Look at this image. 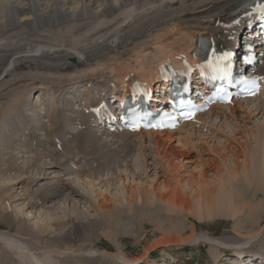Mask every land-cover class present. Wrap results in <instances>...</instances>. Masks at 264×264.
<instances>
[{"label": "bare ground", "instance_id": "1", "mask_svg": "<svg viewBox=\"0 0 264 264\" xmlns=\"http://www.w3.org/2000/svg\"><path fill=\"white\" fill-rule=\"evenodd\" d=\"M101 1L103 6L99 8L96 7L97 0H0V32L4 33L3 36L0 35V87L13 86L14 81H5V79L12 77L14 73L22 74L23 71L31 73L34 70L35 73L31 79L35 83L32 86L43 85L49 80L51 85L67 83L73 86L83 83V81L90 84L94 79L98 77L100 79L102 76L93 72L96 68L92 70V74L84 73L83 69L99 63L102 65L101 70L111 69L112 66L106 59L108 54L112 53L113 57L119 61L122 54L119 55L116 52L120 49V45L124 44L127 47L140 41L149 31L156 30L157 34L152 39L153 43L160 47L159 51L163 58L159 61H155L156 59L153 58L154 61L145 64L148 65L146 69L144 68L146 66H141L140 63H137L138 61H136L137 65L132 68L120 64L115 71L117 73L115 81L118 82L117 86L124 91L125 96L128 95V89L135 81L145 87H150L153 83L158 82V85L164 89V84L160 82L162 77L170 78V74L181 71L186 62L196 61L197 58L192 55V52L198 37H207L220 47L223 46L221 37L226 41L227 50H231L237 45L238 32L242 27H245L247 31L249 22H255L256 17L250 12L243 18L242 15H238V17L231 15L236 6L247 0H136L138 3L133 8L137 9L136 12L123 13L121 18L110 20L120 8L132 5L134 1ZM80 21H87V23L84 24ZM72 22L80 23L73 26ZM91 22L93 25L88 28ZM192 23L194 25H191ZM224 23L230 25V28L220 27V29L213 30L200 27L202 24L220 26ZM61 24H65L62 35L57 29V26ZM19 25H23L22 30H17ZM47 26L56 29V34L51 35V32H44L43 27ZM177 36L182 45H180ZM174 37H177V42L166 43L173 40ZM250 37L252 36L250 35ZM251 41L246 40L243 44H250ZM135 53L137 54V52ZM144 58L146 59V57ZM166 63L169 67L162 68L161 66ZM132 64L134 65V63ZM261 64V66H257L255 74L260 76L264 83V62ZM11 66L12 68H10ZM193 70H196L195 67ZM40 71L46 73L56 71L60 73L63 80L47 79ZM138 71L143 73L137 74ZM130 72L133 73L130 74ZM65 90L61 89L54 96L48 98L47 104L51 110L46 114L40 112L41 105L44 103L40 96L32 102V105H36L37 109L33 116L25 113L22 109L27 104L26 100L22 99L19 102L21 103L20 107L12 108L14 110L12 115L6 119H3L5 117L3 116L4 121L0 118V143L3 146L10 147L14 140H20V143H14V148L22 149L21 147H24L27 149L29 146L31 148L28 149H33L36 153L35 161L27 160L28 164L25 167L17 165V158L14 155L9 156L7 160H0V168L2 163L3 166H6L5 171L0 170V176L4 177L8 172L14 171L20 178L17 177L19 181L12 180V184L14 186L21 185L16 187L19 188L18 190H15L16 188L11 185L5 191H0V220L8 225H11L9 222L21 225V221L16 216L17 209H29L30 212L36 213L38 208H46V204L52 203L66 192L68 194L65 202L71 200L69 196L82 198L83 202L89 204L88 209L95 210L97 214L93 218H84L75 212V207H72V212L66 217V220L58 215L53 206L51 215L54 216L49 217V214H46L45 219L43 218L44 221L39 222L41 227L37 225V222L32 223V227L28 225L27 228L22 224L23 227H18L20 230H17L22 235L15 233L13 235L0 229V255L5 260H13L12 264H64L63 260L59 261V258H62L64 251L69 248L63 251L62 247L53 246L51 248L52 246L45 245V242L43 246L34 250L27 244L28 238L38 239L35 234L44 232L40 235L45 237H47L46 234L54 235L48 239V241L51 239L50 243L53 239L54 242L59 240V242L68 244L76 238L81 242L83 239H91L96 236V230L110 229L111 227L122 228L125 223L143 221L147 214L153 211L157 216L159 210L165 211L173 219L174 216L182 214L192 215L198 220L222 216L237 223L241 221V218H246L251 224L257 225L255 231L253 228V232L247 235L249 237L247 239H254L256 236L262 235L263 228L261 227L264 226V223L259 225L258 223L263 220L262 216L264 215V171L262 170L264 121L257 123L256 129L246 125L252 124L251 121L255 114L262 113L264 115V103L261 99L264 98V95L259 94L251 100H234L229 106L223 108L227 109L226 112L217 110L220 109V106H213L208 112H204L194 119L198 122L204 120L202 121L204 123H199L200 125L191 122L180 125L175 131H141L137 134L122 132L119 134L124 133L134 138L139 136L142 142H137V144L143 151L146 149H144V143L147 138L148 142L153 145L151 154H154L152 163H147L151 156L144 154L142 172L139 171L140 168L137 171L135 166L131 169V166L126 169L128 175L120 176L126 203L124 212L122 200L106 195L103 190L96 187L94 180L85 181L88 188L95 193L96 198L93 203L89 201L88 191L83 188L84 186L80 187L81 192L69 184H66L64 188L58 187L56 184H43L40 185L41 187L35 188L34 192L30 190L33 183L43 180L46 177L44 175H48L53 168L59 167L61 170L62 167L63 172L69 169L68 171H72L69 174L75 173L79 179H84V177L89 178L87 173L103 175V172L113 171L115 164L119 165L122 162L117 156L113 157L112 154H109L110 150L106 154V150L98 146L96 141L94 142L95 135L98 140L106 132L103 130V134L99 136L100 131L94 130V128L92 130L89 119L82 114L81 110L72 108V102L76 103V99L80 96L77 86L72 96H68L63 101L56 98V96H62ZM104 91L102 87L98 90L100 93L99 102L105 100L101 94ZM114 91L115 88L112 89V93H115ZM79 106H83L82 103ZM105 107L107 108L108 105L106 104ZM252 107H254L252 111L247 109ZM60 109H67V111L63 113ZM209 117H213V120L219 122L224 120L225 125L231 123L228 120L234 122L231 126L232 131L224 134L223 141H220L221 137L214 139L210 135L209 137L203 136V129L211 123L208 120L205 121ZM45 118L50 120V126L49 123L46 124L42 121ZM219 128L222 132L224 131L222 125H219ZM181 132L185 134L184 137L177 136ZM21 136H24L25 139L23 140ZM195 139L197 140L195 141ZM249 140L255 142L253 147ZM175 142L179 146L174 145ZM130 145L132 148L136 146L132 141ZM75 155L80 157L77 159ZM148 155L150 154L148 153ZM89 157H92L91 161L96 162V168H94L95 164L90 163ZM125 161L124 158L123 162ZM76 162H82L79 171L76 170ZM30 170L31 172L34 170L33 175L37 178L27 177L28 173L31 175ZM104 183L106 185L103 184V186L107 187L114 184L112 179ZM23 184L25 186H22ZM9 214L11 219H8ZM33 215L38 219L40 214ZM151 216L154 218L153 215ZM67 224H72V227ZM55 227L65 228L67 232L60 235L52 234L57 229ZM42 228H44L43 231ZM47 228L51 230L49 233L46 231ZM24 229L26 231H22ZM161 229V227L157 228L163 235L154 239L148 248L149 251L183 245L194 247L203 244L209 246V249L219 247V245L223 246L220 240L203 234L181 239L178 235L172 232L166 234ZM241 245L242 243L235 245L236 253L232 256L231 264H259L258 261L261 263L264 261L263 253L256 257L243 255L244 248ZM227 246L229 247V244ZM5 253L8 255L11 253L12 256L7 258ZM101 255L105 258L116 259L121 264H141L145 257L142 255L140 259H130L122 253L113 254L106 251H102ZM171 259L173 262L176 260ZM76 263L79 264L77 261Z\"/></svg>", "mask_w": 264, "mask_h": 264}, {"label": "rangeland", "instance_id": "2", "mask_svg": "<svg viewBox=\"0 0 264 264\" xmlns=\"http://www.w3.org/2000/svg\"><path fill=\"white\" fill-rule=\"evenodd\" d=\"M133 1H134V3L132 5H128L125 8H120V10H118L116 13L113 14V16L110 18V20L111 19H117L120 16L122 17L123 13H127L130 11L133 13L136 12L137 9H133V8H135V5L138 2H136V0H133ZM102 3H103L102 1L100 2V0H97V4H96L97 6L96 7L101 8L103 6ZM80 22L83 23L84 21H80ZM80 22H76L75 24H74V22H72V23H73V26H75L76 24H79ZM85 22L87 23V21H85ZM85 22H84V24H85ZM98 22H100V21H98ZM64 25L65 24H61V25L57 26L58 28L56 27L58 30H60V31H58L60 33V35L64 34V29H65ZM92 25H93V22H91V24H89L88 28H90ZM191 25H194V24L192 23ZM200 27L201 28H206V27L212 28L213 30L220 29V26H213L212 24H209V25L208 24L207 25L202 24V25H200ZM222 27L229 29L230 25L227 24V25H224ZM18 28L19 29H17V30H22L23 25H19ZM43 29H44V32H46V33L51 32V35L56 34L55 33L56 29L54 30L53 27L50 28L47 26L45 28L43 27ZM52 31H54V32H52ZM0 33H2V34H0L1 36L4 35L3 31H1ZM155 34H157L156 30L155 31H149L145 35V37L142 38L140 41L134 42V43L128 45L127 47L124 44L120 45V49L116 53H118L119 55L122 54L123 56L125 55L124 57L126 59L121 55L120 60L118 61L117 59H115V57H113L112 53L108 54L106 59L108 60V64H110L112 66L111 69L109 68V69H106L105 71L101 70L102 65L100 63L96 64L95 66L92 65V67L83 69L84 73H86V74H92L93 72H96V73L101 74V76H102L100 79H99V77L94 79L93 82L90 84H88L86 81H83V83L82 82L80 84L77 83V85H73V86L70 84H67V83H63L61 85H51L49 82L50 80H49L48 81L49 83L47 82V83H44L43 85L37 84V85L32 86L35 83V81L31 79V76H33V74L35 73V70L32 71L31 73H27L26 71H23L22 74H19L18 72L14 73L12 75V77L5 79V81H14L12 83L13 86H10L8 88L6 85H5V87L4 86L0 87V118L2 119V117L5 116V117H3V119L4 118L6 119L10 115H12L14 113V110H12V108L20 107L21 103H19V102L22 99L23 100L25 99L26 103H27L26 106L22 109L25 111V113L33 116L37 109L35 107L36 105L35 106L32 105V102H34L40 96H42V98L44 100L43 105H41L42 109H40V112L43 114H46L51 110V108H49V104H47V100L49 97L54 96V94L58 93V91H61V89L62 90L66 89L62 96H59V97L56 96V98L59 101H63L68 96H72L74 94L75 88L77 86V89L79 90L78 95H80V96L76 99V103L72 102V108L79 110V111L81 110L82 114H84L89 119V124L93 125L94 120L90 116L88 108L90 105H92V103H95L98 101V97L100 96V93L98 92V90H100L101 87L104 88V90H105L104 92L101 93L104 96L105 95L107 96V94L110 91H112L113 88H115V92L119 91V88L117 86L118 82L115 81L116 74H117L115 71L118 69L120 64H122V65L125 64L128 67L132 68V67L136 66L137 63H140L141 66L142 65L146 66V67H144L146 69L148 67V65H145V64H149V62L154 61V59H156L155 61H157V60L159 61L163 58L160 51H159L160 47L157 44L153 43L152 38L155 37ZM178 36L180 37L181 35H178ZM201 36H203V35H201ZM177 37H174L173 40H170L166 43H170V42L174 43L175 41L177 42L180 39L178 37V40H177ZM240 41H241V39H240ZM145 42H147V43H145ZM179 42H180V45H182L180 40H179ZM156 45H157L158 49H156L157 48ZM139 46H141V47H139ZM136 48H138V49H136ZM135 52H137V54ZM155 52H157V53H155ZM135 55H136V57H135ZM144 57H146V59L147 58L148 59L146 60ZM125 60H126V63H125ZM136 61H138V62L136 63ZM142 62H144V64H142ZM128 63H129V65H128ZM132 63H134V65ZM12 66L10 68H12ZM97 66H98V68H97ZM94 68H96V70H94ZM92 70H94V71L92 72ZM24 72H26V73H24ZM140 72L143 73L142 71H138L137 74ZM40 73H43L47 79L52 78L56 81H62L63 80V78L60 77V75H59L60 73H57L56 71H49L48 73L40 71ZM132 73L133 72H130V74H132ZM25 74H29V75L23 76ZM114 74H115V76H112ZM50 76H53V77H50ZM104 81H106V82L104 83ZM114 83H115V85H114ZM50 85H51V87H50ZM30 86H32V87H30ZM60 87H63V88H60ZM70 87H72V88H70ZM261 99L264 103V98H261ZM80 103H82L83 106H79ZM249 106H251V105H249ZM247 109L252 111L254 109V107L247 108ZM217 110H222V112L227 111V109H222V108L217 109ZM61 111L64 113L65 111H67V109L66 110L64 109ZM1 119H0V121H1ZM3 119H2V121H4ZM207 120L210 121L211 123L209 122L210 123L209 126L207 125L206 128L203 129L202 134H204L203 135L204 137H206V136L209 137V135L212 136V138H214V139L221 137L220 141H223L224 140V134L232 131L231 126L233 125L234 122H232L231 120H228L231 123H227L226 125L224 123V120L223 121L221 120L220 122L215 121V120H213V117L212 118L209 117V119L207 118L205 121H207ZM42 121L46 124L49 123V126H50V122H49L50 120L48 118H45ZM202 121H204V120H201L200 121L201 123L198 122L196 124L200 125V124L204 123ZM262 121H264V115H262V113H260L259 115L255 114V116L252 118V121H251L252 124L250 126L249 125H246V126L253 128V129H256L255 125L257 123H261ZM219 125H222V127L224 128L223 132L219 128ZM40 129H41V127H40ZM98 130L100 131V128ZM98 134L100 136V134H103V133L100 131ZM177 136L178 137H184L185 134L183 132H181ZM203 136H201V137H203ZM14 137H16V135H14ZM21 138L23 140L25 139L24 136H21ZM94 139H95L94 142L96 141L98 146H100L104 150H106V154H107L108 150H110L109 154H112L113 157L115 155L120 160H122V162L119 165L115 164L113 171L103 172L102 173L103 175H100V174L92 175L90 173H87L89 178H86L81 174V176L84 177V179H79L77 176H75L76 175L75 173H73L74 175L69 174L72 172V171H68L69 169L65 170L64 172H66V173H64L63 169L61 167V170L63 172L62 173L61 170H59V167H57V168L51 169L49 171L50 173L48 172L49 173L48 175H44L46 177H44L43 180L37 181V183H33V186L30 190L34 192L35 188L37 189V187H39L40 185H43V184L44 185L56 184L58 187H61V188L62 187L64 188L66 184H69L70 186H74L77 190H79V192H81L80 187L84 186L83 188L86 189V191H88L87 196H88L89 201L91 203H93V202H95V198H96L95 193H94V191H92L88 188V185L86 184L85 181L86 180L87 181L94 180L96 183V187H98L101 191L103 190L106 195H109V196L111 195L114 198H118V199L122 200L123 208H124V212H125L126 203L124 202V192L122 189L123 182H122V180H120V176L121 175H124V176L128 175V171L126 169H128L127 167H131V166H132L131 169H133L135 166V169H137V171L140 168L139 171L142 172L143 162H144V159H143L144 154L146 156H151V158L147 161V163H152L151 161L154 160V154L153 153L151 154V152H153V149H152L153 145H151L148 142V139L146 138L145 143H144V149L145 148L146 149L144 150L145 151L144 152L143 149L140 147V145L137 144V142H142L139 136H137V138H134V137H129V136L125 135L124 133L122 135H119V134H108V135H106V134H104L98 140H97V136L95 135ZM196 140L197 139H195V141ZM131 141L135 143V145H136L135 148H132V145H130ZM215 141H217V140H215ZM18 142L20 143V140H18V141L14 140V143L18 144ZM14 143L10 147H8L6 145L3 146L0 143V151H1L0 160H7V158L9 156L14 155V157L17 158V163H18L17 165L19 167L27 166V164H28L27 160H31V161L33 160V162L35 161L36 153L34 152L33 149H28L31 147L27 146V149H25L24 147H21L22 149H19V148L16 149V148H14ZM174 145H177V143L175 142ZM250 145H251V147H253L255 145V142L250 141ZM177 146H179V145H177ZM138 148H140V149H138ZM147 151L150 155H148ZM263 152H264V150H263ZM75 157L78 159V157H80V156L75 155ZM89 158H90V163L92 162L93 164H95L94 168H96V162L91 161L92 157H89ZM124 158L126 160L125 162H123ZM3 165L4 164L2 163V167L0 168V170L5 171L6 166H3ZM81 166H82V162H76L75 167H76L77 171L80 170ZM262 170L264 171V162H263V169ZM33 171L31 172V170H30L31 175H30V173H28L27 177L32 178V179L37 178V177H34L33 174L35 172L33 173ZM17 177L20 178V176L19 175L17 176V173H15L14 171L8 172L7 174L4 175V177L0 176V188L2 189V190L0 189V191H3V190L5 191V189L11 185L14 186V184H12V180L19 181ZM142 177H145V175H142ZM109 179H112L114 184H111L108 187L103 186V184L106 185L104 182L109 181ZM151 179H152V176H151ZM150 180H149V182H150ZM100 181H101V183L99 184ZM263 182H264V177H263ZM31 184H32V182H31ZM20 186H14V188L20 187ZM22 186H25V184H23ZM18 189L19 188H16L15 190H18ZM67 194L68 193L66 192L61 197H59L58 199H55L54 201H52V203L46 204L47 206L44 209L38 208V210H36V213L30 212L29 209H23V210L17 209L15 211L17 214L16 213L15 214L17 216V219L21 221V225L16 224V223H15L16 224L15 225L12 222H9V223H11V225H8L5 222H3L2 220H0V229L8 231V232H10V234H13V235H15V234H21L22 235V233L20 231H17L18 229L20 230V228H18V227L22 228L23 225H25V228H27L28 225L32 227L33 226L32 223H34V222H37V225L39 227H41L40 225H41L42 221H44V219H45L44 217L46 214L47 215L49 214V217L54 216V215H51L53 212V209H55L57 211L59 216L64 217V219H66V217L71 214L72 207H75V212L77 214L79 213V215L83 216L84 218H93L94 216H96L97 212H95V210L88 209L89 204H86L85 202H83L82 198L81 199H79V197L78 198L77 197L72 198L71 196H69V199H71V200L65 202V198H66ZM87 203H89V202H87ZM53 206H54V208H53ZM38 213L40 215L38 216V219H37L36 217H34L33 214L38 215ZM148 214H147V217H146V215H145V217H146V219L150 220L149 222L144 218L143 221L139 220L138 222H134V223H129V224L125 223V225L122 228H115L114 229L113 227H111L110 229L96 230L97 235L91 237V239L87 238L88 241H87V239H85V240L83 239V240H81V242H79V240H76L77 239L76 238V239H73L70 243L66 244V243L59 242V240L58 241L55 240L56 242H54L52 239V241H53V244H52V241H51V243L49 242L51 239L48 241V239L51 238L52 235L50 236V235L46 234L47 237H45V236L40 235V234H44V232H40L38 234L40 235L41 238L39 237V235L37 233L35 235H37L38 239L32 240V239H29L28 237H26V238H28L27 244H29L30 245L29 247L34 249V250H36L39 246H43L45 242H46L45 245L52 246L51 248H53V246H55L57 248L62 247L61 250H63V251L66 248L67 249L72 248L71 250L68 249V250L64 251L65 253H63V256L60 255V256H62V258H59V261L63 260L64 264H75L76 261L79 264H121L119 261H116V259H112V258L109 259V258L103 257L101 255L102 251H106V252L113 253V254L114 253H122L125 257L127 256L130 259H132V258L140 259V257L142 255H144L145 256L144 261L141 264H155V263H157V264H163V263L164 264H231L230 261L233 260L232 256L235 255V253H236L234 247L236 244L239 245L241 243H242L241 246H243L242 248H244L242 251L243 255H248V256L251 255V256L256 257L258 254H262V253L264 254V226L261 227V228H263L262 229L263 232H261L262 235H258L254 239H252V238L247 239V238H249V237H247V235L249 233L253 232V228L255 231L257 225H255L253 223L251 224V222H248L246 218H243V219L241 218L242 222L240 221V222L236 223V222H234V220H232V219L230 220V219H227V218L222 217V216H214V217H211L210 219L209 218L208 219L203 218L201 220H198V218L196 219L192 215H187L188 216L187 217L183 214L178 215L177 217L174 216V219H173L170 216H168L169 214H167L163 210H161V211L159 210L157 216L155 215V211H153L149 215ZM151 215H153L154 218H152ZM262 218H263V220L260 221L258 223V225L261 223H264V215L262 216ZM8 219H11L10 214L8 215ZM145 221H147V222H145ZM39 222H41V223H39ZM37 225H36V227H37ZM67 226L72 227V224H67ZM67 226H66V228H67ZM157 226L161 227L162 228L161 230L166 232V234H169L170 232H172L173 234L178 235L181 239H183L184 237H185L184 239H186L190 236H192V237L197 236V234H203V235L209 236L211 238L213 237V238H216L218 241L220 240L221 243H223V246L220 247V245H219L220 248L214 247L212 249L211 248L209 249L208 248L209 246L203 245V244H198L197 246H194V247L190 246V245H183V246H179V247L178 246H170L169 248H164V247L156 248L155 250L149 251L148 248L150 247V245L152 244L154 239L161 237L163 235V233L161 231L157 230V228H158ZM55 228H57V229L55 231H53L52 234H59L60 235V234H63V232L66 233L67 229H68V228L67 229H65V228L61 229L59 227H55ZM43 229L44 228H42V231H43ZM22 231H26V230L24 229ZM46 231L49 233L51 230L47 228ZM21 237H23V236H21ZM73 237H71V238H73ZM41 241H42V244H41ZM228 244H229V247L227 246ZM232 245H233V248H232ZM1 253H3V252H1ZM6 256H7V258L9 256L11 257L12 254L11 253L9 255L6 254ZM171 258L176 259L175 262H173ZM12 261L13 260H11V259L5 260L0 255V264H12Z\"/></svg>", "mask_w": 264, "mask_h": 264}]
</instances>
